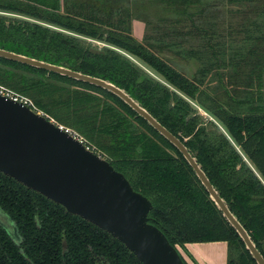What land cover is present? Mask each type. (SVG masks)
<instances>
[{
	"label": "trees",
	"instance_id": "obj_1",
	"mask_svg": "<svg viewBox=\"0 0 264 264\" xmlns=\"http://www.w3.org/2000/svg\"><path fill=\"white\" fill-rule=\"evenodd\" d=\"M117 1L0 0V48L125 90L187 147L264 256V55L246 63L241 85L210 56L189 78L131 36L130 1ZM0 84L123 173L151 201L149 221L174 247L225 241L226 264H256L182 154L117 96L4 58ZM0 216L8 221H0V264H141L109 233L1 172Z\"/></svg>",
	"mask_w": 264,
	"mask_h": 264
},
{
	"label": "water",
	"instance_id": "obj_2",
	"mask_svg": "<svg viewBox=\"0 0 264 264\" xmlns=\"http://www.w3.org/2000/svg\"><path fill=\"white\" fill-rule=\"evenodd\" d=\"M0 58L100 87L121 99L184 157L256 264L264 256L187 147L115 84L4 48ZM0 172L78 215L121 242L141 264H185L178 248L149 221L151 201L74 133L22 101L0 93Z\"/></svg>",
	"mask_w": 264,
	"mask_h": 264
},
{
	"label": "rangeland",
	"instance_id": "obj_3",
	"mask_svg": "<svg viewBox=\"0 0 264 264\" xmlns=\"http://www.w3.org/2000/svg\"><path fill=\"white\" fill-rule=\"evenodd\" d=\"M130 4L133 18L147 20L143 36L152 37L146 40L152 43V49L189 78L197 73L204 58L210 56L224 62L220 66L223 77L232 73L241 85L249 68L246 63L253 61L258 51L259 55H264V0H190L175 8L160 0H131ZM124 28H130V25H124ZM215 73L216 70L211 69L208 78H215ZM212 85L218 87L217 81L214 80ZM0 88L26 100L34 111L44 114L24 95L1 84ZM218 96L225 97L222 91ZM197 109L204 117L211 118L202 108ZM65 128L85 141L74 129ZM0 221L8 222L1 216Z\"/></svg>",
	"mask_w": 264,
	"mask_h": 264
},
{
	"label": "crops",
	"instance_id": "obj_4",
	"mask_svg": "<svg viewBox=\"0 0 264 264\" xmlns=\"http://www.w3.org/2000/svg\"><path fill=\"white\" fill-rule=\"evenodd\" d=\"M124 1H131V0H124ZM146 25H147L146 19L132 18V20L130 21L131 36L138 41H143V40L146 41L148 38L152 39L151 36L150 37L143 36L144 30L146 29ZM177 248L187 264H226L227 263L228 245L225 241L186 243L183 248L182 247H177Z\"/></svg>",
	"mask_w": 264,
	"mask_h": 264
},
{
	"label": "built area",
	"instance_id": "obj_5",
	"mask_svg": "<svg viewBox=\"0 0 264 264\" xmlns=\"http://www.w3.org/2000/svg\"><path fill=\"white\" fill-rule=\"evenodd\" d=\"M0 93L4 96H7V97H10V98H13L14 100H17V101H22L23 103L27 104V101L26 100H22L16 96H13V95H10L8 94L7 92H5L2 88H0ZM28 105V104H27ZM29 106V105H28ZM32 108V107H31ZM80 139V138H79Z\"/></svg>",
	"mask_w": 264,
	"mask_h": 264
},
{
	"label": "flooded vegetation",
	"instance_id": "obj_6",
	"mask_svg": "<svg viewBox=\"0 0 264 264\" xmlns=\"http://www.w3.org/2000/svg\"><path fill=\"white\" fill-rule=\"evenodd\" d=\"M6 224V223H5Z\"/></svg>",
	"mask_w": 264,
	"mask_h": 264
}]
</instances>
